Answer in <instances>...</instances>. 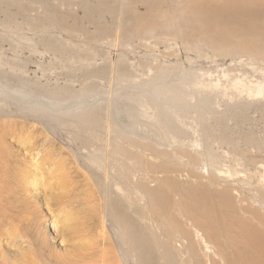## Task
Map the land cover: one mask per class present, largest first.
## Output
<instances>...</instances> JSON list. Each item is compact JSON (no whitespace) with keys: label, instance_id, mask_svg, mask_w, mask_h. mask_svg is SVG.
<instances>
[{"label":"bare ground","instance_id":"6f19581e","mask_svg":"<svg viewBox=\"0 0 264 264\" xmlns=\"http://www.w3.org/2000/svg\"><path fill=\"white\" fill-rule=\"evenodd\" d=\"M119 1L134 10L132 25V19H120L121 7L112 6ZM75 6L83 16L76 15ZM139 7L151 16L140 14ZM102 13L111 19L104 21ZM23 25L31 37L23 34ZM23 39L32 40L35 45L29 49L49 63L70 62L83 81L79 87L61 85L57 80L62 77L54 76L50 82L58 84L39 86L25 78L31 59L23 56L24 50L18 62L0 60L7 69L2 76L18 79L16 85L0 80L1 101L20 110L0 105V127L28 111L54 116L90 105L87 95L76 94L100 90L97 79L131 76L128 49L141 48L144 57L154 59L148 72L155 83L169 68L170 54L155 56L157 46L167 43L178 44L188 60L206 47L215 57L264 61V0H0V57L3 43L15 53L13 41ZM103 43L108 50L99 49ZM38 88L72 96L55 101L33 95ZM248 92L264 95V84L248 87ZM103 98L99 94L95 102ZM206 101L188 103L196 115L185 118L182 108L156 96L135 100L159 129L158 139L140 136L130 125L128 136H117L112 144L104 131L108 113L93 121L76 118L81 125L74 153L98 176L104 219L114 222L118 234L117 251L109 257L113 264H264V158H258L264 153V137L202 127L199 111L208 116ZM224 145L228 149L219 152L217 147ZM3 148L0 142V153ZM52 224L56 226L53 219Z\"/></svg>","mask_w":264,"mask_h":264},{"label":"rangeland","instance_id":"374dc122","mask_svg":"<svg viewBox=\"0 0 264 264\" xmlns=\"http://www.w3.org/2000/svg\"><path fill=\"white\" fill-rule=\"evenodd\" d=\"M123 4L119 1L112 6L121 7L120 19H132L129 21L132 25L136 21L135 12ZM75 8L76 15L83 16V10L79 6ZM138 11L144 16L150 15L143 7ZM39 13L45 21L47 15L43 7H39ZM101 16L104 21L111 19L106 13ZM23 29L26 37L32 36L28 27ZM13 43L18 46L15 53L3 43L0 60L18 62L17 56L23 52L24 57L31 59L25 76L29 81L39 86L57 82L81 86L83 77L72 70L70 62L66 66L49 63L47 57L29 49L35 45L32 40ZM101 45L99 49L108 50L105 43ZM157 47L155 56L160 57L163 52L171 55L167 74L160 78L161 82L155 83L148 72L154 59L144 57L141 48L128 49L131 76L112 81L97 79L100 90L76 94L87 95L90 105L54 113V116L43 111H28L25 117L13 118L10 126L0 127V142L4 146L0 153V264H113L109 257L111 251H117L118 234L114 222L104 219L105 202L98 176L92 175L84 160L74 153L76 127L81 125L76 122L77 117L80 122L93 121L108 113L104 131L112 144L117 136H128L125 129L130 125L140 136L158 139L159 129L142 114L135 100L156 96L164 103L182 108L180 113L185 118H193L196 110L188 103H198L205 98L204 110L209 114L206 116L202 109L199 111L202 127L233 136L264 137V95L253 92L252 96L248 92V87L264 84L263 60L249 56L215 57L206 47L201 55L193 52L188 60L178 44ZM3 71L7 69L0 66V80L5 78ZM54 76L62 79L50 82ZM5 79L11 85L18 82L17 78ZM38 89L32 94L45 95L55 101L72 96L69 93L53 95ZM99 94L104 98L95 102ZM1 100L0 105H5V109L20 112L14 103ZM172 147L179 149L176 145ZM217 149L220 152L228 147ZM258 158H264V153Z\"/></svg>","mask_w":264,"mask_h":264}]
</instances>
